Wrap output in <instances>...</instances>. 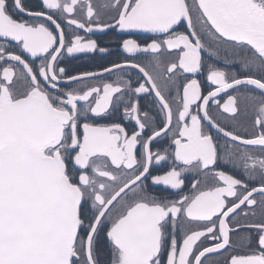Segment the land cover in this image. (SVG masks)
<instances>
[{
	"label": "snow or ice",
	"instance_id": "snow-or-ice-1",
	"mask_svg": "<svg viewBox=\"0 0 264 264\" xmlns=\"http://www.w3.org/2000/svg\"><path fill=\"white\" fill-rule=\"evenodd\" d=\"M0 264H264V0H0Z\"/></svg>",
	"mask_w": 264,
	"mask_h": 264
},
{
	"label": "flooded vegetation",
	"instance_id": "flooded-vegetation-1",
	"mask_svg": "<svg viewBox=\"0 0 264 264\" xmlns=\"http://www.w3.org/2000/svg\"><path fill=\"white\" fill-rule=\"evenodd\" d=\"M30 7L35 8L36 6V0H28ZM81 34H83L82 30H81ZM148 37V34H138L136 35L135 38H137L138 40H140L141 42H143L144 40H146ZM93 38H96L99 40V42L101 43L102 46H106L110 49V51L112 53H114L113 55H109V56H105V58L101 59L99 56H93L91 54L85 55V54H78L75 58L69 57L66 58L65 60L62 61V65H66L68 66L73 73H75V71L78 70H83V69H89V68H95L97 65L100 64H105L107 65L110 61H117L119 62L120 57L118 55H116L115 53H119L120 49H118L117 47V43L119 41V39L121 38L118 34L112 33V32H108L106 34L100 35L97 34L96 36H94ZM141 62H146L145 61V56L143 54H141L140 56L137 57ZM217 66L223 67L225 68L226 71H238L240 69V66L238 64H233V65H223L222 62H219L217 64ZM122 75H124V77L127 79L129 78V76H131L133 82L136 79V76L138 75L137 70L135 69H124L121 72ZM113 79H115V77H112ZM202 84V90L204 92V94H207V91L210 90V86L209 83L206 79V70L203 74L198 75L197 77ZM214 87V86H211ZM226 95L224 93H221L217 99L220 100L221 103H223V101L226 99ZM140 105H141V109L144 111H150V113L155 114L158 116V109H156L154 107V104L152 103L151 98H145V97H141L140 98ZM210 109L212 110L213 113L216 112V108L215 105H210ZM114 119L118 120V117H113ZM125 125L127 127H129V129H131L132 124H130L127 121H124ZM164 146H167V138L166 137H161L159 142L154 143L153 145V150H156L158 148H162ZM220 167L222 168V170L229 172V173H233L234 170L232 168L231 165L229 164H224L221 163ZM191 180H192V176L191 174H186V179H185V191H188L191 187ZM250 184H253L255 186H258V181H249ZM259 198V197H257ZM256 219H259V209L257 208V217H255ZM233 240L235 241L237 239L236 236L232 237ZM242 250V249H241Z\"/></svg>",
	"mask_w": 264,
	"mask_h": 264
}]
</instances>
